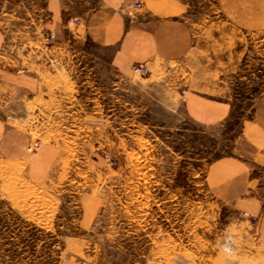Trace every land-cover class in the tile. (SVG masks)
<instances>
[{
	"label": "rangeland",
	"instance_id": "374dc122",
	"mask_svg": "<svg viewBox=\"0 0 264 264\" xmlns=\"http://www.w3.org/2000/svg\"><path fill=\"white\" fill-rule=\"evenodd\" d=\"M99 5L0 0V26L26 54L46 51L55 15L66 27L53 68L14 72L39 74L47 94L0 99L45 168L0 156V264H264L260 216L254 225L219 203L208 180L217 161H250L261 146L252 120L264 94V27H233L218 0H189L190 54L143 77L116 72L75 26ZM190 88L229 102L231 116L193 121L182 103Z\"/></svg>",
	"mask_w": 264,
	"mask_h": 264
},
{
	"label": "crops",
	"instance_id": "0c3cea01",
	"mask_svg": "<svg viewBox=\"0 0 264 264\" xmlns=\"http://www.w3.org/2000/svg\"><path fill=\"white\" fill-rule=\"evenodd\" d=\"M136 3L142 7L134 9ZM218 5L233 27H264V0H218ZM188 10L189 0H100L99 7L75 26L83 29L93 46L109 55L116 72L132 71L139 64L152 71L163 65L178 64L190 54L194 36ZM65 28L55 15L49 29L56 32L58 41L64 38ZM12 41L11 35L0 26V99L6 105L26 103L48 91L39 74L17 76L16 68L32 71L53 68L48 64L55 60L54 49L49 55L45 51L26 54L25 49L13 48ZM189 90L182 103L193 121L213 127L231 116L229 102ZM252 124L262 135L261 146L252 159H221L211 166L208 180L210 192L219 203L260 216L259 235L264 238V175L260 174L264 171V94L258 101ZM30 142L29 134L10 126L0 114V156L12 163H24L31 172H43L41 154H28Z\"/></svg>",
	"mask_w": 264,
	"mask_h": 264
},
{
	"label": "built area",
	"instance_id": "2783aa9c",
	"mask_svg": "<svg viewBox=\"0 0 264 264\" xmlns=\"http://www.w3.org/2000/svg\"><path fill=\"white\" fill-rule=\"evenodd\" d=\"M133 7H134V9H140L142 7V5H141V3H136ZM79 23H80V21H79ZM56 41H57V34L54 31H49V33L45 37L44 44H43L44 47L46 48L45 52L48 53L52 49L56 50V48H57ZM52 61H54V60L52 59ZM54 64H55V61L50 62V65H54ZM134 71H135V73H137L143 77H148L151 74V70L142 64L135 66ZM16 73L17 74L29 73V69L26 67L20 68V69L18 68L16 70ZM38 149H40V146L35 145V147L30 148V151H34V150H38ZM244 216L249 217L248 214H244ZM252 218H253V224L257 225L258 218L255 216L254 217L252 216Z\"/></svg>",
	"mask_w": 264,
	"mask_h": 264
},
{
	"label": "bare ground",
	"instance_id": "6f19581e",
	"mask_svg": "<svg viewBox=\"0 0 264 264\" xmlns=\"http://www.w3.org/2000/svg\"><path fill=\"white\" fill-rule=\"evenodd\" d=\"M31 152V151H30ZM259 222V221H258ZM258 224V223H257Z\"/></svg>",
	"mask_w": 264,
	"mask_h": 264
}]
</instances>
